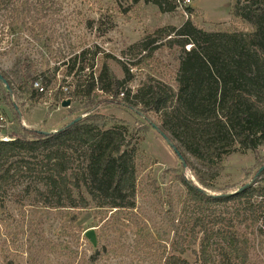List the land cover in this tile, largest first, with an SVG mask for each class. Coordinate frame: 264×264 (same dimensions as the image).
<instances>
[{"label": "trees", "instance_id": "16d2710c", "mask_svg": "<svg viewBox=\"0 0 264 264\" xmlns=\"http://www.w3.org/2000/svg\"><path fill=\"white\" fill-rule=\"evenodd\" d=\"M142 2L157 5L161 12L174 11L180 4V0H128L123 12ZM18 5L19 0H0V14L13 9L25 15L27 10L25 24L33 34L50 17L37 15L34 1L23 9ZM186 11L194 9L189 6ZM231 14L235 20L252 25L253 30L246 32L235 25L205 30L188 18L180 27L157 28L132 47L143 52L139 65L151 57L159 38L165 39L169 48L179 47L176 89L151 79L132 92L125 85L133 76L130 68L123 66L125 77L118 78L108 63L114 58L109 54L96 67L102 53L98 47L73 49L72 56L61 63L67 66V76L73 78L68 91L63 85L55 89L53 76L47 75L49 63L42 75H47L45 89H55L53 99L58 104L82 100L91 106L102 96H122L121 103L127 107L155 113L159 127L175 142L187 169L203 188L187 179L181 163L175 181L162 189L150 173L143 174L136 148L127 145L126 131L117 126L102 127L103 114L88 113L74 125L46 134L25 127L12 105L15 126L8 131V140H0V237L12 220L6 198L11 190L21 187L27 196L34 193L48 208L75 211L94 204L110 209L113 212L107 224L132 226L129 232L134 247L146 250L157 264H192L183 254L194 244L199 246L196 264H250L252 243L247 231L252 229L253 242L264 245V225H259L264 214L260 200L264 186L259 185L264 181V170L243 191L226 195L206 191L220 176L225 155L237 148L256 151L264 147V0H235ZM88 53L92 57L87 63ZM58 54V58H65L61 51ZM0 73L13 88L11 76L1 69ZM13 75L34 102L45 94L34 87L40 75L30 56L23 54L18 59ZM138 198L149 201L152 212L171 226L175 242L170 250L155 237L152 221L140 214ZM242 226L246 231L240 229ZM6 252L3 246L0 264H13Z\"/></svg>", "mask_w": 264, "mask_h": 264}, {"label": "rangeland", "instance_id": "374dc122", "mask_svg": "<svg viewBox=\"0 0 264 264\" xmlns=\"http://www.w3.org/2000/svg\"><path fill=\"white\" fill-rule=\"evenodd\" d=\"M33 1L36 3L37 10L34 12L37 15L50 16L43 22L42 28H36L34 34L25 24L29 18L26 16L27 10L25 15L13 9L0 14V69L14 81L11 87L13 98L5 85L0 83V140L9 139L8 131L15 126L14 102L21 111L22 124L41 131H56L58 129L55 128L65 119L67 124L76 116L98 112L104 115L100 121L102 127L117 126L126 131L127 145L136 148L137 163L143 174L150 173L162 189L171 186L180 174L182 165L178 155L147 121L149 119L160 125L159 117L153 112L146 114L138 109L146 119L136 108L122 104V96L119 99L110 98L112 100L102 96L99 102L91 106L82 100L71 102L67 107L56 103L53 99L54 90L73 80L72 76H67V66L61 63L72 56L70 53L73 49L77 51L84 47L94 50L98 47L102 53L97 57L96 67H100L102 59L109 54L114 58H109L108 63L118 78L125 77L123 66L130 68L133 76L125 85L132 92L151 79L168 83L176 89L175 78L181 53L179 47L169 48L165 39L159 38L153 44L155 51L141 65L137 61L143 52L140 48L132 47L153 34L157 28L170 25L180 27L188 18L205 30L235 25L239 30L251 32L252 25L235 20L231 14L235 0H180L177 9L171 12H161L157 5L145 2L123 12L128 0H19L18 7L26 8ZM189 6L194 9L192 13L186 11ZM49 48L53 54H50ZM59 51L64 59L58 58ZM23 54L30 56L36 63L43 80L47 75L54 79L55 89L48 90L37 102L31 100L24 88H20L13 75L15 63ZM91 57L92 53H88L85 61L88 63ZM56 59L61 61L57 62ZM47 63L50 70L46 76H42ZM55 66H59L57 71L54 70ZM71 110L75 112L71 114ZM263 164V146L256 151L237 148L221 159L220 176L213 182L211 189H205L212 195L238 190L253 179ZM183 174L203 188L189 168ZM259 185L263 187L264 181ZM23 191L20 187L9 192L6 203L12 220L4 230L6 234L0 237V252L5 246L13 264H157L146 250L140 251L134 247L133 234L129 232L133 231L132 226L114 227L112 223L107 224L113 212L110 209H99L94 204L75 211L48 208L37 200L34 193L27 196ZM137 205L141 208L140 214L152 221L150 227L155 237L164 241L170 250L171 244L175 242L171 226L152 212L149 201L138 198ZM247 223L250 225V220ZM244 227L240 229L246 231ZM90 229L95 231L96 246L86 236ZM247 235L252 243L250 264H264V245H260L257 240L253 242L255 235L252 229L247 231ZM187 241L188 238L185 244ZM198 249V244L190 246L183 257L196 264Z\"/></svg>", "mask_w": 264, "mask_h": 264}, {"label": "water", "instance_id": "95a60500", "mask_svg": "<svg viewBox=\"0 0 264 264\" xmlns=\"http://www.w3.org/2000/svg\"><path fill=\"white\" fill-rule=\"evenodd\" d=\"M0 81L5 85L6 90L8 91L9 95L11 96V98H13V90L8 82V80L0 73ZM71 104V100H66L62 103L63 106L67 107L70 106ZM14 105L17 109V111L21 114V111L19 110L17 104L14 102ZM134 109V108H132ZM139 114H141L142 116H144L146 119L147 117L140 111L136 110ZM85 115H79L76 118H74L73 120H71L69 123H67L65 126H63L62 128L56 130V131H42L46 134L48 133H54L57 132L59 130H63L67 127H70L72 125H74L75 123L79 122L80 120H82V118ZM148 121L150 122V124L152 125V127L163 137V139L167 142V144L173 149V151L178 155L180 162L183 164L184 168L186 169L187 166V162L183 156V154L181 153V151L179 150V148L177 147V145L175 144V142L159 127V125L151 122L149 119ZM3 140H8V139H3ZM264 170V164L259 168L258 172L256 173V175L253 177V179L244 184L243 186H241L238 190H236L234 193L243 191L244 189H246L247 187H249L252 183L255 182V180L257 179V177L261 174V172ZM201 188V187H200ZM226 194H230V193H225ZM218 195H222V194H218ZM86 236L90 239V241L93 243L94 246L97 245V237L95 234L94 229H90L86 232Z\"/></svg>", "mask_w": 264, "mask_h": 264}, {"label": "built area", "instance_id": "2783aa9c", "mask_svg": "<svg viewBox=\"0 0 264 264\" xmlns=\"http://www.w3.org/2000/svg\"><path fill=\"white\" fill-rule=\"evenodd\" d=\"M187 1L189 2L190 0H187ZM34 87H35L40 93H46V92H47V90L45 89V86H44V84H43V79H42L41 77L38 78L37 80H35V82H34ZM62 89H63L64 91H68V89H69V85H68V84L63 85V86H62ZM121 95H124V93H122ZM260 200H262V201L264 202V197H260ZM259 225H260V226H263V225H264V214H263L261 220L259 221Z\"/></svg>", "mask_w": 264, "mask_h": 264}, {"label": "crops", "instance_id": "0c3cea01", "mask_svg": "<svg viewBox=\"0 0 264 264\" xmlns=\"http://www.w3.org/2000/svg\"><path fill=\"white\" fill-rule=\"evenodd\" d=\"M65 123H66V119H65V121H63L62 124H60L59 126H57L55 129H60V128H62V127L65 125Z\"/></svg>", "mask_w": 264, "mask_h": 264}]
</instances>
